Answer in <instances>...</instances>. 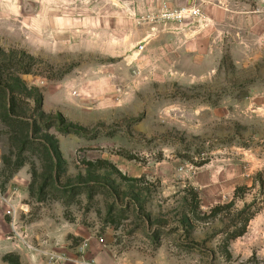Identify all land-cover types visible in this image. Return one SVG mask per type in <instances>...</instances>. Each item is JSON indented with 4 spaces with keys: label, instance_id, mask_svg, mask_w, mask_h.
<instances>
[{
    "label": "rangeland",
    "instance_id": "obj_1",
    "mask_svg": "<svg viewBox=\"0 0 264 264\" xmlns=\"http://www.w3.org/2000/svg\"><path fill=\"white\" fill-rule=\"evenodd\" d=\"M14 103L0 264H264V0H0Z\"/></svg>",
    "mask_w": 264,
    "mask_h": 264
},
{
    "label": "trees",
    "instance_id": "obj_2",
    "mask_svg": "<svg viewBox=\"0 0 264 264\" xmlns=\"http://www.w3.org/2000/svg\"><path fill=\"white\" fill-rule=\"evenodd\" d=\"M10 97V96H9ZM12 101H14L12 99ZM16 104H12V106L9 104L7 105L6 109H5V113L2 111L0 113V118L3 120V122L8 125L11 126V124H13L14 121H20L22 124H25L26 121L23 120V118L21 117V115H16ZM198 211V204H194L191 206V208L189 209L188 213H191L193 215L196 214V212ZM251 220V217H248L245 219V227L244 229L236 234H234L231 238L230 241H232L233 239H236L240 236H242L245 231H246V227L249 224V221ZM11 257H14V259H12ZM6 261H9L11 264H20L21 263V257L18 254H14V253H8L6 256Z\"/></svg>",
    "mask_w": 264,
    "mask_h": 264
},
{
    "label": "built area",
    "instance_id": "obj_3",
    "mask_svg": "<svg viewBox=\"0 0 264 264\" xmlns=\"http://www.w3.org/2000/svg\"><path fill=\"white\" fill-rule=\"evenodd\" d=\"M193 12H195V10L192 9L191 7H185L182 9L173 10L169 12L168 15L171 17L181 18V17H185L186 15H190Z\"/></svg>",
    "mask_w": 264,
    "mask_h": 264
},
{
    "label": "crops",
    "instance_id": "obj_4",
    "mask_svg": "<svg viewBox=\"0 0 264 264\" xmlns=\"http://www.w3.org/2000/svg\"><path fill=\"white\" fill-rule=\"evenodd\" d=\"M22 254V253H21ZM23 256V255H22ZM23 258H24V256H23Z\"/></svg>",
    "mask_w": 264,
    "mask_h": 264
}]
</instances>
